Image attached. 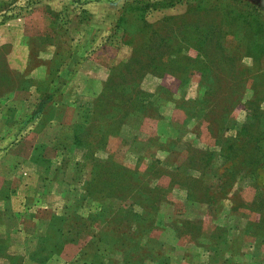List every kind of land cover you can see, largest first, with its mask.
Masks as SVG:
<instances>
[{
  "label": "rangeland",
  "instance_id": "374dc122",
  "mask_svg": "<svg viewBox=\"0 0 264 264\" xmlns=\"http://www.w3.org/2000/svg\"><path fill=\"white\" fill-rule=\"evenodd\" d=\"M0 264H264V0H0Z\"/></svg>",
  "mask_w": 264,
  "mask_h": 264
}]
</instances>
